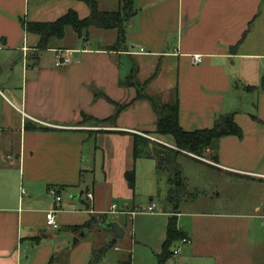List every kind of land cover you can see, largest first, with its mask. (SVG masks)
Here are the masks:
<instances>
[{
    "label": "crops",
    "instance_id": "1",
    "mask_svg": "<svg viewBox=\"0 0 264 264\" xmlns=\"http://www.w3.org/2000/svg\"><path fill=\"white\" fill-rule=\"evenodd\" d=\"M95 1L100 11L120 5ZM133 9L115 50L117 30L96 28L85 39L67 29L63 40L36 50L39 37L22 22H54L70 10L84 19L89 8L79 0H0V264H91L99 254L94 264H117L121 257L107 254L119 240L112 244L102 224L117 222L124 239V221L140 215L146 198L156 204L150 216L161 219L163 242L176 216L188 241L171 249L179 247L186 264L244 261L245 239L236 236L244 224L218 222L216 237L205 234V220L187 224L186 214H209L184 211L192 202L187 190L170 199V173L156 157L137 155L134 143L141 153L157 144L175 148L154 134L149 98L176 100L184 131L211 129L232 114L242 136L220 138L212 163L174 156L220 177L264 180V0H133ZM56 50L69 51L70 63L57 68ZM51 188L61 197L57 229L45 224Z\"/></svg>",
    "mask_w": 264,
    "mask_h": 264
},
{
    "label": "rangeland",
    "instance_id": "2",
    "mask_svg": "<svg viewBox=\"0 0 264 264\" xmlns=\"http://www.w3.org/2000/svg\"><path fill=\"white\" fill-rule=\"evenodd\" d=\"M242 96L239 94L238 98ZM239 103L244 105L246 99H242ZM154 148L150 147L151 154L154 153ZM217 151L218 143L216 154ZM211 153L212 151L208 152V154ZM202 159L212 163L210 157L203 155ZM166 166L167 168L178 167L185 182L188 197L192 199V202L187 201L188 203L184 204V211L209 214L202 219L201 216L191 219L186 214L184 220L187 224L191 221L200 223L205 220L207 227L205 234L215 237L221 235L214 228L218 222L244 224V230L236 231V236L245 239V259L241 264H264V180L259 181L234 175L220 177L218 171L204 168L179 155L171 156L170 163ZM170 168L168 170L163 168V170L171 172ZM185 190L180 191L177 196L181 197L186 192ZM138 198L143 199V196H137ZM144 203V207L148 206V198ZM160 221L161 219H156L148 213L134 216V221L131 217L126 218L124 221L126 236L119 240L117 245L109 248L108 257H121L120 260L125 261L130 254L131 264H157L156 255L161 252V244L165 235ZM199 235L201 236V232ZM114 248H117V251H114ZM170 250L172 251L171 248ZM184 263L180 255H173L166 262V264ZM191 264L200 263L194 261ZM201 264H213V262L205 261Z\"/></svg>",
    "mask_w": 264,
    "mask_h": 264
},
{
    "label": "trees",
    "instance_id": "3",
    "mask_svg": "<svg viewBox=\"0 0 264 264\" xmlns=\"http://www.w3.org/2000/svg\"><path fill=\"white\" fill-rule=\"evenodd\" d=\"M89 8L90 14L87 18L79 19L77 14L70 10L62 17L54 22L47 23H33L22 22L23 27L28 33L35 34L39 37L36 50H44L49 48L52 41H61L65 38L67 29H70L77 37L85 39L89 34L91 28L109 30H117L118 39L112 49H116L123 44L125 39V26L130 19L134 9L133 0H120V5L117 11L107 12L100 11L95 0H79ZM130 84L135 86L133 75L129 78ZM139 98L144 97L141 94V89H138ZM153 110L157 116L156 128L154 134L161 137H170L173 141V146L176 150L167 148L161 144H157L154 148V153H141L139 150V142L135 138V153L137 155H144L146 157H156L157 166L159 169L167 168L170 163V157L177 155L180 151L187 152L202 158L207 155V152L212 151L210 158H217L216 150L217 143L220 138L228 135L242 136V130L233 121L232 114L220 116L215 125L211 129L184 131L178 124V104L175 100L173 103H160L157 100L149 98ZM170 156V157H169ZM200 160V159H199ZM170 196L178 198L180 191L185 190V182L181 177V172L177 166L170 168ZM127 183L130 188L134 185V173L129 172L125 175ZM93 221L96 218L93 217ZM186 239V236L179 231L176 223V216L168 219L166 226L165 240L161 246V252L156 255L157 264H166L167 260L173 256V248L171 246L176 241ZM101 260L100 254L93 258L91 264L97 263ZM117 264H131V255L129 254L125 261H120Z\"/></svg>",
    "mask_w": 264,
    "mask_h": 264
},
{
    "label": "built area",
    "instance_id": "4",
    "mask_svg": "<svg viewBox=\"0 0 264 264\" xmlns=\"http://www.w3.org/2000/svg\"><path fill=\"white\" fill-rule=\"evenodd\" d=\"M55 53H56V55H55V66L57 68L64 67L70 63L69 51H67V50L66 51L56 50ZM193 62L194 63H200L201 57L200 56H194ZM200 159H202V158H200ZM203 161H206V160H203ZM49 194L53 198V207L45 215V224L47 227H49L51 229H57L58 225H59L57 215H58L59 211L61 210V197L58 194V192L53 188L49 189ZM87 197L91 199L92 195L89 193V194H87ZM115 209H116V205H112V210H115ZM139 212L140 213H149V214L156 213L157 212L156 204L150 203L148 206L142 207L139 210ZM131 214L133 215L134 213H131ZM187 241H188L187 238L182 239L180 241V243L185 244V243H187ZM179 253H180L179 247L173 249L174 255H178Z\"/></svg>",
    "mask_w": 264,
    "mask_h": 264
},
{
    "label": "water",
    "instance_id": "5",
    "mask_svg": "<svg viewBox=\"0 0 264 264\" xmlns=\"http://www.w3.org/2000/svg\"><path fill=\"white\" fill-rule=\"evenodd\" d=\"M82 203H84V202H82ZM86 207H87V205H86ZM102 226L105 230H108L113 235V239L111 241L112 244H115L118 240H121L123 238L124 229L117 222H115V221L104 222L102 224Z\"/></svg>",
    "mask_w": 264,
    "mask_h": 264
}]
</instances>
